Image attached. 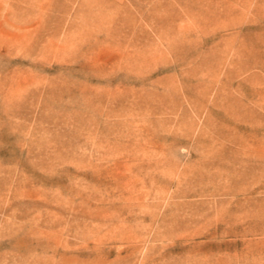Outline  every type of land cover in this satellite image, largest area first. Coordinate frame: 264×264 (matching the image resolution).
<instances>
[{
    "label": "rangeland",
    "instance_id": "1",
    "mask_svg": "<svg viewBox=\"0 0 264 264\" xmlns=\"http://www.w3.org/2000/svg\"><path fill=\"white\" fill-rule=\"evenodd\" d=\"M0 264H264V0H0Z\"/></svg>",
    "mask_w": 264,
    "mask_h": 264
}]
</instances>
